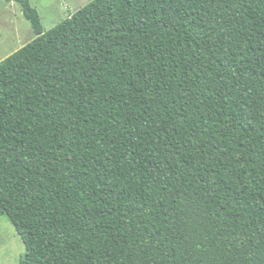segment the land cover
<instances>
[{
	"label": "trees",
	"instance_id": "16d2710c",
	"mask_svg": "<svg viewBox=\"0 0 264 264\" xmlns=\"http://www.w3.org/2000/svg\"><path fill=\"white\" fill-rule=\"evenodd\" d=\"M13 1L36 35L0 63L19 264H264V0H95L49 32Z\"/></svg>",
	"mask_w": 264,
	"mask_h": 264
},
{
	"label": "rangeland",
	"instance_id": "374dc122",
	"mask_svg": "<svg viewBox=\"0 0 264 264\" xmlns=\"http://www.w3.org/2000/svg\"><path fill=\"white\" fill-rule=\"evenodd\" d=\"M95 0H30L44 32H49ZM36 35L16 1L0 0V63L31 43ZM25 245L9 218L0 216V264H19Z\"/></svg>",
	"mask_w": 264,
	"mask_h": 264
}]
</instances>
